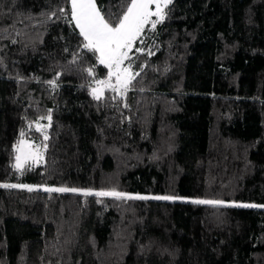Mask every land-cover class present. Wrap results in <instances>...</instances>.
Listing matches in <instances>:
<instances>
[{"label": "trees", "instance_id": "trees-1", "mask_svg": "<svg viewBox=\"0 0 264 264\" xmlns=\"http://www.w3.org/2000/svg\"><path fill=\"white\" fill-rule=\"evenodd\" d=\"M130 2L96 0L112 24ZM70 20L69 0H0V185L80 190L0 187V264H264V0H172L100 99Z\"/></svg>", "mask_w": 264, "mask_h": 264}, {"label": "snow or ice", "instance_id": "snow-or-ice-1", "mask_svg": "<svg viewBox=\"0 0 264 264\" xmlns=\"http://www.w3.org/2000/svg\"><path fill=\"white\" fill-rule=\"evenodd\" d=\"M71 2V20L74 22L76 28L79 29V35L83 37L84 49L93 52L97 55V60L100 64L105 65L108 68V79L97 81L98 85L103 87H110L113 90H118L116 85H112L110 80L113 76L116 77L117 85L122 88H127L128 84L134 78L128 73L127 68H122L124 61L129 58L128 53L133 47L134 41L144 31L145 25L149 22L152 23L154 28L157 23L162 22L164 18V8L172 2V0H131L127 3L126 10L118 18V22L112 24L105 15L102 14V10L98 8L96 0H70ZM155 5V11L151 10V6ZM63 12V9H60ZM157 17L156 20L150 21L151 17ZM137 51H141L137 49ZM53 83V82H50ZM103 87L93 90V96L96 99H100L103 93ZM50 120L51 117L49 116ZM23 135V133H21ZM47 139V137H45ZM29 149L31 146H27ZM16 155V167L18 170L22 169L24 164L29 160L39 161L42 156L34 154L29 150H26L24 142H20V146L17 147ZM0 187H27L29 191L32 188L26 185H0ZM46 191H57V192H78L80 190L72 188H54L46 189ZM85 196H114L117 199H173L168 196H157V197H144L127 196L125 193L119 192H96L84 191ZM193 203L196 204H221L222 201H211V200H195Z\"/></svg>", "mask_w": 264, "mask_h": 264}, {"label": "rangeland", "instance_id": "rangeland-1", "mask_svg": "<svg viewBox=\"0 0 264 264\" xmlns=\"http://www.w3.org/2000/svg\"><path fill=\"white\" fill-rule=\"evenodd\" d=\"M69 6H70V17H71V2H70V0H69ZM151 10L152 11H155V5L153 4L152 6H151ZM157 19V17H155V16H153V17H151L150 18V21H154V20H156ZM73 24H74V26H75V23L74 22H72ZM149 26V25H151L152 26V23L151 22H149L148 24H146L145 25V27L146 26ZM76 27V26H75ZM78 29V28H77ZM78 31H79V29H78ZM142 34V33H141ZM140 37V36H139ZM138 37V38H139ZM137 38V39H138ZM134 45H135V41H134V43H133V47H132V49L134 48ZM131 49V50H132ZM131 50L129 51V53H128V56H129V58L128 59H126L125 61H124V63H123V65L121 66L122 68H127L128 69V73L130 74V75H132V76H134V71L132 70V67H131V65H130V63H129V59H130V57H131V54H132V52H131ZM109 71V70H108ZM108 79V76L106 77V79H102V80H107ZM101 81V80H100ZM110 83L112 84V85H116V87H117V89L118 90H115V91H117V92H122L125 88H122V87H120L119 85H117V80H116V77L115 76H113L112 78H111V80H110ZM100 87H103V86H101V85H98L97 84V82H94V87L92 88V93H93V90L94 89H98V88H100ZM106 88H110V87H103V93H104V90L106 89ZM103 93H102V95H103ZM101 95V96H102ZM48 117L49 116H47L46 117V119H42V120H39V121H37L35 124H34V128L40 133V139L39 140H37V141H35V140H22L23 142H24V145H25V147H26V150H29V151H31L32 153H34V154H38V155H40V156H42V159H40L39 161H36V160H29L28 162H26L25 164H24V166L25 165H27V164H29V163H35V164H39V163H42L43 162V158H44V150H45V148H44V144H43V142H44V140H45V137L47 136V127H48V122H49V119H48ZM20 146V142L17 144V146H16V155L18 154L17 153V147H19ZM27 146H31V148L29 149ZM16 164V163H15ZM29 187H31V188H41V189H43V190H46V189H54V188H63V187H52V186H44V185H28ZM135 196H139V195H135Z\"/></svg>", "mask_w": 264, "mask_h": 264}]
</instances>
